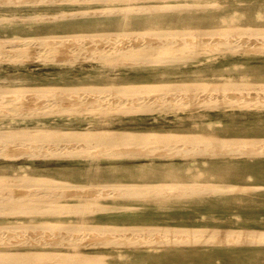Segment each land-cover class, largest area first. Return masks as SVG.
Here are the masks:
<instances>
[{"label":"bare ground","instance_id":"bare-ground-1","mask_svg":"<svg viewBox=\"0 0 264 264\" xmlns=\"http://www.w3.org/2000/svg\"><path fill=\"white\" fill-rule=\"evenodd\" d=\"M66 4L85 7L43 13L29 11L21 15L0 11V29L17 24L30 28L36 21L55 23L106 16L116 17L119 26L100 22L106 29L26 35L0 33V60L24 61L27 65L93 67L99 72L106 70L107 76L89 83L33 84L1 80L0 159L18 156L31 160H83L92 164L117 159L182 158L202 162L264 159V135L220 136L213 132L177 128L160 131L114 124L120 118L144 116H174L181 118L182 123L197 118L202 124L219 122L217 118L223 116L225 121L238 122L243 113L261 121L264 83L260 81L162 78L139 81L115 77L124 69L200 67L242 56H264V27L194 29L149 23L144 27L131 25L138 14L220 6L217 1L208 0L176 3L0 0V10ZM214 117L216 120H212ZM48 118L79 123L45 127L44 120ZM20 148L27 153L15 155ZM168 175L174 179L166 178ZM160 177L163 180L121 183L99 182L90 176L78 179L51 173L0 172V220L24 217L47 220L14 225L0 222V264H110L113 258L110 251L115 250L146 251L154 264H170V260L163 263L166 255L153 254L216 248L264 251V226L144 225L134 223L139 219L130 216L120 217V222L89 221L103 214L107 201L114 198L127 201L124 208L131 210L139 208L140 203L160 204L197 194L228 192L238 196L264 192L263 182L225 187L214 181L190 180V175L184 177L186 180H176L175 177H182L168 171H162ZM235 200V203L244 201L240 197ZM70 218L74 222H69ZM63 231L66 233L61 234ZM56 232L59 235H48ZM143 261L142 264H150L148 260Z\"/></svg>","mask_w":264,"mask_h":264},{"label":"rangeland","instance_id":"rangeland-1","mask_svg":"<svg viewBox=\"0 0 264 264\" xmlns=\"http://www.w3.org/2000/svg\"><path fill=\"white\" fill-rule=\"evenodd\" d=\"M164 3L176 2H198L201 0H163ZM204 1V0H202ZM217 1L220 6L204 10H187L182 12H165L156 14H138L131 21L132 27H144L147 23L155 26L189 27L194 29H207L213 26H258L264 27V0H208ZM84 5L66 4L60 6L44 7H12L2 8L0 11L11 14H25L29 11L39 13L77 10ZM116 17H102L97 19H72L63 22L36 21L30 24V28L17 24L6 26L0 29V33L26 35L35 33H79L82 31H98L106 29L103 24H112L111 27L119 26ZM99 22V23H94ZM2 51V50H1ZM8 52L7 50H5ZM4 52V51H3ZM4 52V53H6ZM0 81L1 80H23L33 84H54V83H89L97 79L106 78V70L98 71L93 67H68L54 64L38 63L25 64L23 62H8L0 60ZM17 63V64H16ZM96 74V75H95ZM100 75V76H99ZM117 80L131 79H209L211 81L240 80L241 82L260 81L264 83V56L237 57L216 65H205L200 67H158L153 66L142 69H124L121 74L116 75ZM252 113V112H248ZM238 122L223 120L219 116V122L203 124L194 118L182 123V119L174 116L165 117H138L120 118L114 122L117 126L151 128L157 130H171L177 128L179 131L213 132L220 136L231 135H264V117L259 121L251 118V114L243 113ZM189 118V117H188ZM251 118V119H250ZM212 120H216L215 117ZM258 121V122H255ZM76 120H56L48 118L44 120L45 127L55 126H77ZM27 151V149H25ZM18 153L26 154L24 149L16 150ZM19 154V156H21ZM14 155V153H13ZM8 158V157H7ZM0 159V172H19L25 174H56L82 178L83 176L93 177L99 182H121L133 181H161L162 171H168L182 178L190 175L194 181H214L223 186L231 184L264 183V159H228L205 160V162L188 159H117L99 160L92 164L83 160H31L21 159L18 156L14 159ZM204 161V160H203ZM212 162V163H211ZM191 163V165H190ZM166 178L174 179L171 175ZM226 193V194H225ZM219 195L197 194L186 199H172L160 204L140 203L139 208L125 209L127 201L120 199L108 200L104 213L91 217L93 222H117L120 217L130 216L137 218V224H182V225H206V226H264V192L257 194H244L234 196L228 192H220ZM235 197H240L243 202L235 203ZM48 219V218H47ZM56 219V218H55ZM60 219V218H57ZM47 221L44 218H7L0 220L7 225L34 224ZM74 222V218L68 219ZM103 225V224H102ZM39 230L40 229H36ZM37 235H40L38 234ZM36 233V232H35ZM62 232L61 234H65ZM50 236L59 233L49 234ZM87 239H94L88 237ZM113 258L110 264H142L145 260L154 264L153 259L147 258L150 253L146 251H110ZM153 254V253H152ZM166 255L163 263L171 261L170 264H264V251L260 249H231L216 248L211 251L202 250H180L170 253H154V255ZM170 255V256H169ZM136 261H129L127 258ZM165 264H169L168 262Z\"/></svg>","mask_w":264,"mask_h":264}]
</instances>
